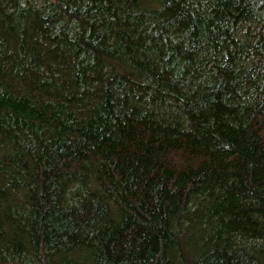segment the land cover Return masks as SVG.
Wrapping results in <instances>:
<instances>
[{
    "label": "trees",
    "instance_id": "16d2710c",
    "mask_svg": "<svg viewBox=\"0 0 264 264\" xmlns=\"http://www.w3.org/2000/svg\"><path fill=\"white\" fill-rule=\"evenodd\" d=\"M0 264H264V0H0Z\"/></svg>",
    "mask_w": 264,
    "mask_h": 264
}]
</instances>
